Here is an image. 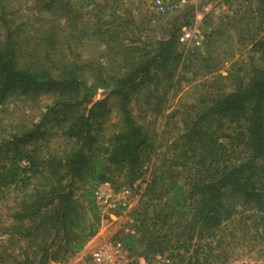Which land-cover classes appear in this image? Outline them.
<instances>
[{"label":"trees","instance_id":"obj_1","mask_svg":"<svg viewBox=\"0 0 264 264\" xmlns=\"http://www.w3.org/2000/svg\"><path fill=\"white\" fill-rule=\"evenodd\" d=\"M135 1L23 2L33 20L0 0V106L48 97L26 124L0 132V205L11 202L0 220V264L68 263L102 227L95 186L133 188L141 179L129 231L114 236L134 264L161 253L175 264H228V222L244 223L245 241L264 255V0H243L232 24L252 45L250 61L227 75L221 64L205 66L195 101L168 115L189 68L179 34L194 10L145 39L156 29L136 22ZM160 117L167 122L157 132Z\"/></svg>","mask_w":264,"mask_h":264},{"label":"rangeland","instance_id":"obj_2","mask_svg":"<svg viewBox=\"0 0 264 264\" xmlns=\"http://www.w3.org/2000/svg\"><path fill=\"white\" fill-rule=\"evenodd\" d=\"M26 1L30 0H13L12 5L15 7L16 11L17 9H22L20 11V15L24 14L26 17L33 19L35 18V14L30 9V7L27 6L28 4H22ZM225 1L226 0H208L206 4L201 5L200 10H203L205 6L209 7L206 23L214 25V30H218V32L217 34L213 32L211 43L208 46L205 45V53L197 50L189 53L188 59L185 62L189 68L185 71L179 72L178 77L181 79V81L176 91H172L170 94V100L167 104L165 115L172 113L175 109H179L183 103H186V101H195L194 98L196 96L191 97L193 85L201 83L207 77H209L206 74V70L204 68L205 66H216L221 64V73L227 75L230 69H234V62L239 61L240 64H247L250 61V57L252 55V45L250 43L241 44L239 42L238 28L241 27V25L236 27L232 26L234 23V17L236 16V19L238 17L236 11L246 5V3H244L243 0H230L231 4H227ZM29 5H31V3H29ZM133 13L137 23L142 24L143 20H145L143 27L146 29H149V27H153L154 30L156 29L155 32L150 30L144 31V35H147V38L145 39H148V37L152 36H162L161 30L163 27H169L170 24H172V22H174L176 19H180V22L184 21L186 16L185 10L182 13L172 17H159L153 11L152 0H136L135 6L133 7ZM243 33L245 34V32ZM208 49H211L212 51L211 58H209L207 53ZM206 58L209 59L205 61ZM256 58L259 59L260 54H257ZM102 96L103 91L99 93V98ZM47 101L48 97L44 96L41 98V100H39L40 104L37 105L21 98L9 101L7 104L0 106V132L4 131V134H7L12 129L13 123L26 124L28 120L38 114V111L44 109V105L47 103ZM154 118L155 117L153 116L152 118L149 117L148 119L154 121ZM111 120L112 121H110L109 124L112 122H117L118 118L115 117V114H113ZM169 121L170 124L173 122H178V117L172 120L170 119ZM166 122V117H160L156 122V125H153V128L157 132H161L164 129V124ZM110 131H112V127L109 125L108 132ZM55 141L56 146H58L59 149L67 148V144L64 142V140L56 139ZM134 200V207H137L140 202L138 195L134 197ZM8 205H11L10 201L0 205V220L5 219L8 213ZM131 223L132 221L129 219L111 222V224H113L112 232L117 233L119 230H127L130 228ZM242 225L244 226V223H242ZM237 226L239 225H230V222L226 223L224 226V228H226L225 230L227 231L226 241L232 244L228 251V264H264V255L261 252L263 251V248L258 246L256 249L251 250V247L249 246L250 243L245 241L247 236L244 234L245 232L242 228L243 226Z\"/></svg>","mask_w":264,"mask_h":264},{"label":"built area","instance_id":"obj_3","mask_svg":"<svg viewBox=\"0 0 264 264\" xmlns=\"http://www.w3.org/2000/svg\"><path fill=\"white\" fill-rule=\"evenodd\" d=\"M208 0H152V8L159 17L167 18L178 15L186 9H193L190 23L182 26L179 34V44L185 54L195 50L205 53V45L213 33L214 25L206 23L209 7L200 10L201 5ZM144 181L139 180L134 187L117 189L111 182H100L95 186V199L103 215L102 227L98 234L90 241L89 256L91 264H134V257L120 240L114 238L116 233L105 230L106 224L130 219V213L135 208L134 197L140 199L143 190H138ZM140 196V197H139ZM121 208L120 215L115 210ZM104 229V230H103ZM126 231H129L127 229ZM138 264H147L144 258L138 259ZM153 264H175L169 253L156 255Z\"/></svg>","mask_w":264,"mask_h":264},{"label":"crops","instance_id":"obj_4","mask_svg":"<svg viewBox=\"0 0 264 264\" xmlns=\"http://www.w3.org/2000/svg\"><path fill=\"white\" fill-rule=\"evenodd\" d=\"M112 225L113 224H109V225L106 224V227H104L105 230L113 231ZM89 243L79 254H77L73 259H71V261H69L66 264H91V257L89 256V247H88ZM54 264H61V263H54Z\"/></svg>","mask_w":264,"mask_h":264}]
</instances>
